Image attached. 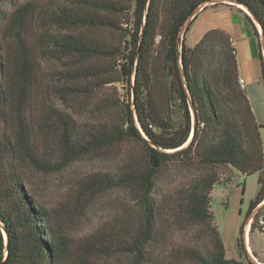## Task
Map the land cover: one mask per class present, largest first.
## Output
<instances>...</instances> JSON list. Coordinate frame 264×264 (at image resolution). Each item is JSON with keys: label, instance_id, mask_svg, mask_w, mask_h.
I'll list each match as a JSON object with an SVG mask.
<instances>
[{"label": "trees", "instance_id": "1", "mask_svg": "<svg viewBox=\"0 0 264 264\" xmlns=\"http://www.w3.org/2000/svg\"><path fill=\"white\" fill-rule=\"evenodd\" d=\"M214 1L4 2L13 11L7 15L0 10V264H237L227 258L211 209L212 192L228 183L234 170L257 174L259 192L248 215L264 203L261 126L240 83L232 36L216 29L194 47L186 38L179 42L187 21ZM221 1L230 3L207 5L202 12L221 5L237 9L233 21L252 30L264 81V0ZM35 27L44 32L32 40ZM38 49L45 57L68 60L71 71L57 73L69 83H83L63 89L65 94L91 96L116 84L125 93L105 105L99 119L83 124L48 107L36 130L28 111L39 80ZM190 99L196 131L187 145L194 127ZM107 156L114 168L82 179L74 195L53 211L37 201L24 175L25 170L59 174L81 160ZM171 166L196 175L165 201L163 175ZM110 191L125 193L128 205L74 248L64 232L71 209L83 214ZM169 229L192 234L188 246L167 255ZM256 229L264 233V206L251 233ZM239 234L244 253L243 227Z\"/></svg>", "mask_w": 264, "mask_h": 264}, {"label": "rangeland", "instance_id": "2", "mask_svg": "<svg viewBox=\"0 0 264 264\" xmlns=\"http://www.w3.org/2000/svg\"><path fill=\"white\" fill-rule=\"evenodd\" d=\"M6 0H0V10L5 14L9 15L12 13L13 8L4 5ZM17 5L20 6L26 2H35L39 4H46L52 0H16ZM215 5V4H212ZM225 6V5H223ZM213 7H209L206 11ZM241 8V7H239ZM242 9V8H241ZM203 11V10H202ZM199 12L201 18L195 31L189 38L191 45L194 44L198 32L200 33L205 28H208L212 22L217 21L220 15L209 13L207 16L205 13ZM248 13L247 11H245ZM241 14V13H240ZM242 15V14H241ZM190 25V24H189ZM188 25V27H189ZM200 27V28H199ZM191 29V28H190ZM190 29L186 28L184 38L187 39L190 35ZM261 31V28H259ZM201 30V31H200ZM44 32L41 28L35 27L30 30V36L32 40L37 38L38 34ZM63 33L62 31H49V33ZM197 34V35H196ZM30 36L29 39H30ZM28 39V38H27ZM5 44H8L4 38L2 39ZM261 41V40H260ZM239 44L240 57L242 65L248 70L252 76L253 65L251 66L248 62L249 52L247 54L248 47ZM261 44V43H260ZM48 51V50H47ZM39 73L38 83L35 90V103L32 109L28 111V116L32 117L34 121V127L36 130L39 129V122L41 121L43 111L48 107H54L71 116L75 121L80 124L85 122L99 119V112L102 108L114 100L120 99L125 93V90L121 84L115 86H109L104 89L95 91L91 96H85L83 94L75 95L72 92L68 94L64 93L63 89L67 88H81L83 83H69L64 80L61 74L71 71V66L68 60L58 61L54 58L45 57L41 49L37 50ZM255 65L257 61L252 60ZM257 71V69H256ZM246 85V83H245ZM126 87V86H125ZM261 88L254 86L251 88V93L254 98H258L256 104L257 119L261 126V135L264 143V99L261 97ZM174 117L179 119L181 117V110L178 102L173 103ZM38 144L41 145V138L36 137ZM129 147H124V153L127 152ZM107 158L95 157L81 160L65 171L59 174L52 175H41L34 173L30 170H25L24 175L30 180L34 188V197L37 201L46 207L48 210L53 211L58 207L67 197L74 195L77 184L84 178L91 176L98 172H109L114 168V161L108 160ZM232 179L225 184L217 185L212 192V203L211 209L215 215V222L219 227L222 234L224 244L226 246L227 258L236 262L237 264H262L257 261L254 257L253 252L256 256L264 261V233L259 229H256L252 235L251 246L253 250L249 249L247 241L245 243L244 235L245 230L251 229V225L257 214L254 210L251 215H248L251 204L255 201L258 192V178L259 176H244L238 171L234 170L230 173ZM196 172H191L180 168L179 166H171L163 175L164 183L162 188L163 200H169L185 183H188ZM128 196L121 191H110L101 197H99L91 206V209L83 214H79L74 209H71V216L67 218L65 235L73 243V247L76 248L82 240L90 237L98 231L104 229L110 224L114 218L120 214L122 207L128 205ZM248 216V219H247ZM243 227V240H244V253H241L238 247L239 231ZM191 231H181L178 229H169L167 233V255L176 247L188 246L191 239ZM159 253V252H158ZM157 253V257H158ZM163 257L160 260L165 259V255L161 252ZM240 254H242L240 256ZM167 263V262H166ZM165 264V263H164ZM264 264V263H263Z\"/></svg>", "mask_w": 264, "mask_h": 264}, {"label": "crops", "instance_id": "3", "mask_svg": "<svg viewBox=\"0 0 264 264\" xmlns=\"http://www.w3.org/2000/svg\"><path fill=\"white\" fill-rule=\"evenodd\" d=\"M208 12V11H205ZM209 13L215 14V15H220L222 17H220L217 21L212 22V24L209 25L208 28H205L204 30H200L201 32H198V35L196 37V39L194 40V44L196 45L202 38L203 36L211 30H224L225 32L229 33L232 36L233 42H234V46L236 47L237 51H238V62H239V69H240V78L242 80L245 81L246 83V89L249 95V99L251 101L252 104V108L254 110V113L257 117V109L256 108L258 105L256 104V102L258 101V98H254L253 94L251 93V88L254 86L261 88L260 90L262 91V94H264V81L262 79V73H261V64L259 59H257L254 55L255 49L253 48V44H252V40H253V32H251L252 30L250 28H243L242 25L240 24H236L233 21V16L236 15L237 13V9H232L231 7L228 6H218V7H213L209 10L208 13H205V15L203 16H207ZM199 15V14H198ZM197 15V16H198ZM196 18V17H195ZM194 18V20H195ZM203 18L201 17V14L198 16L197 20L193 23V21L190 23V25L193 23V25L191 26L190 29V35L188 37V45L190 47H194L195 45H191L189 42V38L191 37V35L193 34V32L195 31V28L199 23L200 19ZM189 25V26H190ZM200 28V27H199ZM247 29V30H246ZM242 45H246L248 47L247 50V54L249 52V57H248V62L250 63V65H253V72H252V76L249 74L248 70L242 65L241 61L239 60L240 57V50H239V44ZM262 48V45H261ZM263 51V50H262ZM264 53V52H263ZM253 59H255L258 63L257 65H255V63H253ZM257 69V71H256ZM264 99V95L261 96ZM256 101V102H255ZM254 232L251 233V229L249 228L248 230H245V235H244V239H245V243L247 241V244L249 245V249L253 250V247L251 246V240H252V235ZM254 257L257 259V261L259 263H264V261H262L261 259H259L258 256H256L255 252H253Z\"/></svg>", "mask_w": 264, "mask_h": 264}, {"label": "water", "instance_id": "4", "mask_svg": "<svg viewBox=\"0 0 264 264\" xmlns=\"http://www.w3.org/2000/svg\"><path fill=\"white\" fill-rule=\"evenodd\" d=\"M219 3H230V2H228V1H221V0H218V1H214V2L208 3L207 5L219 4ZM207 5H205V6H207ZM205 6L201 7L199 10H197V11L194 13V15H193V16L187 21V23H186L185 26L183 27V29H182V31H181V33H180V36H179V42H180V43H182L181 41L183 40V37H184V34H185V30H186V28H188V25L194 20V18L199 14V12L202 11V10L204 9ZM246 11H247L248 14L253 18V20L255 21V23H256L257 25H259L257 19L255 18V16H254L253 14H251L247 9H246ZM260 28H261V34H263V29H262V27H260ZM261 45H262V50H263V52H264V37H263L262 40H261ZM182 74H183V76H184V70H183V69H182ZM190 106H191L192 114H193V117H194V127H193V135H192L190 141L187 143V145L190 144V142H191L193 136L195 135V131H196V116H195V110H194L193 103H192V100H191V99H190ZM263 206H264V203H262V204H261L258 208H256L255 210H256V211H257V210H260ZM257 213H258V211H257ZM3 229H4V228H3ZM4 231H5V229H4ZM5 235H6V234H5ZM6 239H7V242H8V236H7V235H6Z\"/></svg>", "mask_w": 264, "mask_h": 264}, {"label": "built area", "instance_id": "5", "mask_svg": "<svg viewBox=\"0 0 264 264\" xmlns=\"http://www.w3.org/2000/svg\"><path fill=\"white\" fill-rule=\"evenodd\" d=\"M240 83H241L242 88L245 89L246 88L245 81L241 79Z\"/></svg>", "mask_w": 264, "mask_h": 264}]
</instances>
